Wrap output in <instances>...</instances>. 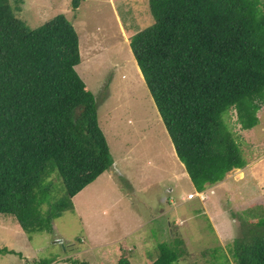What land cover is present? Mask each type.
<instances>
[{"label":"trees","instance_id":"trees-1","mask_svg":"<svg viewBox=\"0 0 264 264\" xmlns=\"http://www.w3.org/2000/svg\"><path fill=\"white\" fill-rule=\"evenodd\" d=\"M20 1L13 7L0 0V214L28 232H51L53 219L73 208L72 196L113 160L96 98L75 69L74 25L58 12L32 27L15 12ZM155 3L157 19L131 35L130 48L177 156L201 190L246 162L226 117L234 110L243 129L259 122L264 0ZM55 178L64 193L52 199ZM255 226L234 238L236 264H264V216ZM157 250L148 264H174L187 254L175 235Z\"/></svg>","mask_w":264,"mask_h":264},{"label":"rangeland","instance_id":"rangeland-1","mask_svg":"<svg viewBox=\"0 0 264 264\" xmlns=\"http://www.w3.org/2000/svg\"><path fill=\"white\" fill-rule=\"evenodd\" d=\"M18 5L15 12L32 27L58 12L74 25L80 53L75 69L96 98L112 160L134 186L121 173L110 178L106 172L84 193H95L94 213L86 218L78 209H65L53 219L51 232H28L13 216L0 214V247L11 249L0 252V264H40L44 258L52 259L47 264H119L121 255L131 254L134 263L148 264L158 250L143 243L128 250L129 240H159L165 228L182 237L187 249L174 264H236L234 238L248 234L264 216V103L257 111L259 122L251 128L240 127L234 110L227 115L250 164L231 169L232 175L216 188L207 185L212 192L207 189L208 196L201 199L180 175L179 164L168 155L160 157L159 140L172 141L145 81L138 78L130 48L131 35L157 19L155 0H79L77 7L71 0H21ZM54 181L52 199L64 193L62 180ZM189 190L194 196L182 198ZM137 215L145 225L120 238Z\"/></svg>","mask_w":264,"mask_h":264},{"label":"crops","instance_id":"crops-1","mask_svg":"<svg viewBox=\"0 0 264 264\" xmlns=\"http://www.w3.org/2000/svg\"><path fill=\"white\" fill-rule=\"evenodd\" d=\"M132 52V51H131ZM138 65V64H137ZM137 68V74H138V78H140L141 80L143 79L144 80V78H143V75H142V73H141V70H140V68H139V66H137L136 67ZM138 78H137V80H138ZM129 83H133V82H131V81H129ZM108 93H110V91L108 92ZM105 99V98H104ZM97 113H98V108H97ZM98 117V116H97ZM154 126V125H153ZM165 126V125H164ZM167 130V129H166ZM102 131H103V133H104V135H106L105 134V132H104V130L102 129ZM168 132V131H167ZM161 134H162V131H161ZM169 134V133H168ZM106 137V136H105ZM164 137V136H163ZM106 139H107V137H106ZM171 139V138H170ZM108 140V139H107ZM158 144H159V149H160V152H159V154H160V157H163V154H165V155H168L169 157H171L172 158V161L173 162H175V164H179V167H180V172H181V176L183 177V178H188V179H186V180H188L189 181V183L191 184V187L192 188H194L196 191H198L196 188H195V186H194V184H193V182L191 181V179H190V177H189V175H188V172H187V170H186V168H185V166H184V164H183V162L179 159V157L177 156V153H176V151H175V148H174V146H173V143H170V141H169V138L168 137H166L165 138V140H159V142H158ZM109 146V145H108ZM110 150V149H109ZM248 158L246 157V162H245V164L243 165V166H245L244 167V169H246L248 166H249V164H250V161L248 162ZM157 161H159V160H157ZM156 161V162H157ZM160 162V161H159ZM158 162V163H159ZM176 165V166H177ZM242 166V167H243ZM178 167V166H177ZM235 169H240L239 167H234ZM233 169V168H232ZM243 169V170H244ZM107 172V175L111 178V177H114L115 175H116V173L118 174H122L123 176H124V178L128 181V183L130 184V186L131 187H133L134 185H133V179L131 178V176L129 175V174H127V172H124L121 168H119V167H117V165H116V160H114L113 161V163H112V165L108 168V169H106V170H104L103 172H101L93 181H91V182H89L87 185H85L81 190H79L77 193H75L73 196H72V202H73V208L74 209H78L79 211H82L84 214H85V216L84 217H86V218H88L89 216H88V214H90V216L94 213V210L96 209V207H95V202H93L94 200H95V193L94 192H91L90 194L88 193L86 196L87 197H85L84 196V193H85V191L89 188V186H91L94 182H96V181H98V179H99V177L100 176H102L103 174H105ZM175 173H176V171H175ZM115 174V175H114ZM184 174H185V176H184ZM244 174V172L242 173L241 172V175H243ZM232 175V170H229L227 173H226V175H225V177L224 178H228V177H230ZM245 177V176H244ZM224 178L223 179H221V180H219V181H216V182H214V183H210V184H207V185H211V186H213L214 188H216V186H220L221 184H223L224 182H223V180H224ZM242 178V177H241ZM246 183H249V185H250V182H246ZM245 183V184H246ZM206 185V186H207ZM94 186V185H93ZM205 186V187H206ZM251 186V185H250ZM204 187V188H205ZM169 192L170 191H172V187H170L169 188V190H168ZM215 192H216V190H215ZM188 193H191V191L189 190V191H187L186 192V194L184 195V194H182L181 195V197L183 198V197H186V198H192V197H187V194ZM239 193V192H238ZM239 196H241V195H239ZM222 196L221 195H219V197L218 198H221ZM169 198V197H168ZM171 198H172V196L170 197V199L169 200H171ZM203 203V202H202ZM206 204H210V202H206ZM163 211H161L160 213H162ZM79 214L82 216L83 214H81V212H79ZM138 216V215H137ZM135 222H133V223H127L125 226H124V232H123V235H121L120 236V238L121 237H130L132 234H134L139 228H141V227H143L144 225H145V221L140 217V216H138L137 218L135 217ZM212 226H213V230H214V232H215V234L218 236V238H221V234H220V231L218 230V227L216 226V224L215 223H212ZM53 228H54V225H53ZM165 231H166V233L164 234V233H162V234H160L159 235V240H152V239H147V240H144L143 238L142 239H140V240H137V238H130V240H129V246L127 247V249L128 250H132V248L133 247H135L134 245L135 244H138V243H143V245H145V244H153L154 245V247H153V249H157V243L159 242V241H164V240H170V238H171V236L172 235H174L173 233H171L172 231H168V228H165L164 229ZM90 237L91 238H93L94 236L93 235H90ZM182 238V237H181ZM183 239V238H182ZM184 240V239H183ZM98 244H107V242L106 241H99L98 242ZM145 250H147V248H145ZM154 251V250H153ZM149 252V250H147L146 251V253H148ZM155 254H157V252H155ZM154 254V255H155ZM128 257V261H129V264H136V263H134L135 262V260H136V258H135V256L133 257V254H131V255H128L127 256ZM142 258V256H141V254H139L138 255V259L140 260Z\"/></svg>","mask_w":264,"mask_h":264},{"label":"built area","instance_id":"built-area-1","mask_svg":"<svg viewBox=\"0 0 264 264\" xmlns=\"http://www.w3.org/2000/svg\"><path fill=\"white\" fill-rule=\"evenodd\" d=\"M207 189H209L212 192V188H203L201 190L196 191V194L201 198L204 199L208 196ZM194 196L193 193H188L187 197Z\"/></svg>","mask_w":264,"mask_h":264},{"label":"water","instance_id":"water-1","mask_svg":"<svg viewBox=\"0 0 264 264\" xmlns=\"http://www.w3.org/2000/svg\"><path fill=\"white\" fill-rule=\"evenodd\" d=\"M56 240L59 241V242H61V239L60 238H57Z\"/></svg>","mask_w":264,"mask_h":264}]
</instances>
